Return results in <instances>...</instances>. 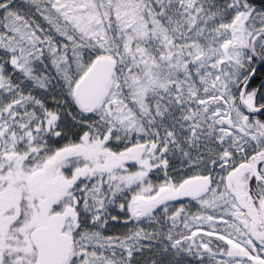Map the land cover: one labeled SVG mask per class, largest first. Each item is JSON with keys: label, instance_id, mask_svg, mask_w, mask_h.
<instances>
[{"label": "snow or ice", "instance_id": "6c2138e0", "mask_svg": "<svg viewBox=\"0 0 264 264\" xmlns=\"http://www.w3.org/2000/svg\"><path fill=\"white\" fill-rule=\"evenodd\" d=\"M0 264H264V0H0Z\"/></svg>", "mask_w": 264, "mask_h": 264}]
</instances>
